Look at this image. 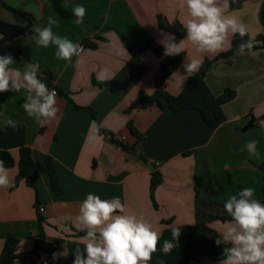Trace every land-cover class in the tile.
Instances as JSON below:
<instances>
[{"label": "crops", "instance_id": "0c3cea01", "mask_svg": "<svg viewBox=\"0 0 264 264\" xmlns=\"http://www.w3.org/2000/svg\"><path fill=\"white\" fill-rule=\"evenodd\" d=\"M263 2L246 0L228 9V14L247 25L254 46L260 45L257 38L263 33L259 19ZM3 4L30 14L34 20L32 33L23 38L30 60L11 52L16 62L11 67L23 71L26 64L38 63V77L58 92L59 112L54 121L42 126L21 108L23 89L0 93V112L26 126L27 146L39 172L36 193L25 181L17 180V167L9 172L11 187L0 188V255L8 237L19 240L20 253H30L42 226L46 245L54 248L55 264H73L74 249L84 248L81 237L85 234L80 235L84 232L75 225L80 204L89 193L103 200L119 197L127 214L143 217L160 235L168 227L192 226L207 236L204 249L212 247L211 241L230 219L223 208L230 196L252 187L255 198L264 199V172L255 168L264 162V45L219 61L206 75L215 97L227 89L236 92V98L224 105L226 122L212 130L198 111L144 109L139 100L140 92L155 93V75L161 65L156 54L140 49L150 39L164 47L173 37L159 27V17L171 26H183L187 13L179 7L180 0H65L63 6L71 12L76 4L85 7L86 24L82 25L55 15L48 0H3L0 20L9 23L20 22ZM52 15L57 19L55 34L84 46L71 62L58 60L55 46L36 44L35 28L45 27ZM85 41L96 47L85 46ZM232 42L233 38L231 46L215 56L197 54L187 42L181 53L203 63L230 50ZM182 64L165 82L171 95H179L191 77ZM101 69L109 77L104 82L97 79ZM87 107L96 112L100 128L106 132L101 139L90 138L95 122L89 112L79 109ZM250 119L255 120L254 126L242 130ZM130 122L145 138L138 143L145 161L124 151L111 137L136 144L137 138L128 128ZM0 128L5 129L2 123ZM252 140L259 159L240 151ZM13 155L18 161L17 150ZM45 155L56 169L64 191L60 196L52 190ZM154 172L162 176L154 193L157 208L150 193ZM40 207L45 208L43 213ZM169 220L170 226L163 223ZM47 258L42 252L32 262L17 260L14 264H47ZM221 260L207 257L196 264H220Z\"/></svg>", "mask_w": 264, "mask_h": 264}, {"label": "clouds", "instance_id": "9594fccd", "mask_svg": "<svg viewBox=\"0 0 264 264\" xmlns=\"http://www.w3.org/2000/svg\"><path fill=\"white\" fill-rule=\"evenodd\" d=\"M235 0H180L179 7L186 10L187 19L183 23L185 36L177 42L171 37L164 45V55L174 56L185 51L186 42L194 52L200 55L215 56L231 46V39L241 38L236 53L244 54L254 48V37L249 36L247 25L228 9ZM74 23L82 25L86 15L83 5L73 6ZM38 18V17H37ZM57 24L54 15L47 18V25L36 27V44L44 48L55 46L58 60L71 62L79 57L82 45L67 37L53 32ZM3 37L0 36V39ZM82 61L77 60V63ZM16 62L10 54L0 55V93L25 92L21 108L28 117L34 118L42 126L57 118V90L50 89L38 77V63H28L23 71L11 67ZM202 66V59L195 56L185 57L182 67L188 76L194 75ZM97 79L104 82L109 77L101 69ZM0 123L4 128L19 130L18 122L0 112ZM95 131L91 139H101L100 128L93 125ZM247 151L250 157L259 159L256 141L246 142L240 149ZM5 161L0 159V188L11 187L9 172ZM223 208L230 219L215 239L217 246L223 245V259L220 264H264V203L255 198V189L246 187L238 194L230 196ZM78 231L85 233L81 237L84 248L74 249L73 264H149L152 255L157 252L160 233L143 217L125 212V205L119 197L103 200L98 195L87 194L80 204L77 223ZM172 240H164L162 251L170 253L181 235L180 228H172Z\"/></svg>", "mask_w": 264, "mask_h": 264}, {"label": "trees", "instance_id": "16d2710c", "mask_svg": "<svg viewBox=\"0 0 264 264\" xmlns=\"http://www.w3.org/2000/svg\"><path fill=\"white\" fill-rule=\"evenodd\" d=\"M50 2L52 12L66 19H73L75 17L72 12L64 8L63 2L65 0H48ZM246 0H237L231 4V8L239 6ZM3 3V0H0ZM7 9H9L15 16V18L20 23H9L0 20V35L3 37L0 40V55L9 54L11 52H17L25 60H30V51L26 44L23 42V38L28 34L32 33L33 27V17L21 10H16L10 6L3 4ZM259 19L263 27V33L257 38L260 45L254 46L253 49H259L264 45V2L262 8L259 12ZM86 24V22L84 21ZM159 27L173 34L175 40L179 42L185 36V30L181 25L171 26L166 23L161 17L158 18ZM248 36H245L243 40H247ZM241 38L237 35L233 37L232 48L213 59H206L198 72L189 77L186 81V86L184 90L179 95H171L165 88V82L169 79L171 75L180 67L183 63L185 54L180 53L179 55L166 56L164 55V47L156 42L154 39L148 40L140 49V52L151 51L156 54L161 59L160 69L155 75V86L156 91L153 95H147L143 92L139 94V100L144 109L153 106L158 107L161 111H172L181 112L185 110H195L198 111L203 119V121L212 130L218 129L223 123L226 122L227 118L224 113V105L233 101L236 98V92L231 89L225 90V92L219 96L215 97L208 84L206 83V75L209 71L214 69L215 65L221 60H229L233 56L237 55L236 50L241 43ZM85 46L90 48H95L96 44L84 42ZM252 49V50H253ZM247 51V50H246ZM90 113L95 125H100L98 123V118L96 112L91 108H79ZM255 124L254 119H250L248 123L243 127L242 130H248L252 128ZM19 130L15 131L11 128H0V159L5 161V167L10 170L17 167L18 175L17 180L25 181L28 187L32 189H37V182L39 179V172L36 163L33 159L32 150L27 146L26 126L22 123H18ZM132 135L137 138V142L134 145H128L124 143L120 138L111 136L112 139L127 153L137 156L141 160L145 161L146 158L143 154L138 152L139 141L145 138L138 134L130 122L128 124ZM106 132L100 128V134H105ZM18 151V161H16L13 151ZM45 163L48 168V177L53 192L60 196L64 193L59 185L58 176L56 169L52 162V159L45 155ZM255 168L259 171L264 172V162L256 165ZM162 183V176L159 172H154L151 176L150 181V193L151 198L154 202V207L157 208V204L154 199L155 189ZM37 192V190H36ZM38 203V202H37ZM264 203V199L261 201ZM43 222V219H40ZM166 225H171L172 221L163 222ZM172 228L168 227L164 229L160 235V241L158 245V250L152 255V259L149 264H196L202 259L210 258H220L223 259V249L222 246H217L215 241H211V248L204 249L203 245L208 238L201 231L196 228L184 225L176 228H180L181 235L178 239L177 246L168 254H165L161 249L163 247L164 240H172ZM84 235L85 233H79ZM19 240L13 237H8L3 246L0 255V264H14L17 260H29L34 261L39 258L42 252L47 253V264H55L52 259V254L54 248L46 245L45 234L43 227L40 226V236L36 241L34 249L30 253H20L19 252Z\"/></svg>", "mask_w": 264, "mask_h": 264}, {"label": "built area", "instance_id": "2783aa9c", "mask_svg": "<svg viewBox=\"0 0 264 264\" xmlns=\"http://www.w3.org/2000/svg\"><path fill=\"white\" fill-rule=\"evenodd\" d=\"M82 48H83V50H84V46L82 45ZM58 93V92H57ZM121 140L125 143V138H121ZM39 211H40V213H43L44 211H45V208L44 207H40L39 208ZM55 248H56V246H54Z\"/></svg>", "mask_w": 264, "mask_h": 264}, {"label": "rangeland", "instance_id": "374dc122", "mask_svg": "<svg viewBox=\"0 0 264 264\" xmlns=\"http://www.w3.org/2000/svg\"><path fill=\"white\" fill-rule=\"evenodd\" d=\"M36 188H37V187H36ZM34 190H35V193H36V190H37V189H34Z\"/></svg>", "mask_w": 264, "mask_h": 264}]
</instances>
